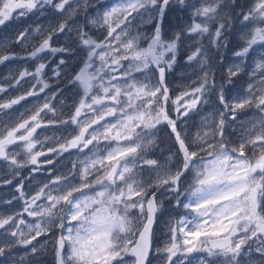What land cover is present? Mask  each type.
Segmentation results:
<instances>
[{"label": "snow or ice", "instance_id": "1", "mask_svg": "<svg viewBox=\"0 0 264 264\" xmlns=\"http://www.w3.org/2000/svg\"><path fill=\"white\" fill-rule=\"evenodd\" d=\"M0 264H264V0H0Z\"/></svg>", "mask_w": 264, "mask_h": 264}, {"label": "flooded vegetation", "instance_id": "2", "mask_svg": "<svg viewBox=\"0 0 264 264\" xmlns=\"http://www.w3.org/2000/svg\"><path fill=\"white\" fill-rule=\"evenodd\" d=\"M4 71H6V69L0 68V72H4Z\"/></svg>", "mask_w": 264, "mask_h": 264}]
</instances>
